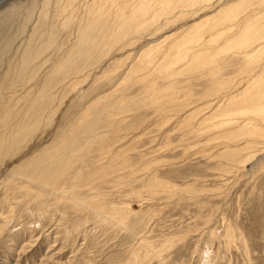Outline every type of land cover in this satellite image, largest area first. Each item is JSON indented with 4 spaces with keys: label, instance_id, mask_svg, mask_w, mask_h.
<instances>
[{
    "label": "rangeland",
    "instance_id": "obj_1",
    "mask_svg": "<svg viewBox=\"0 0 264 264\" xmlns=\"http://www.w3.org/2000/svg\"><path fill=\"white\" fill-rule=\"evenodd\" d=\"M162 1L0 0V264H264V0Z\"/></svg>",
    "mask_w": 264,
    "mask_h": 264
},
{
    "label": "bare ground",
    "instance_id": "obj_2",
    "mask_svg": "<svg viewBox=\"0 0 264 264\" xmlns=\"http://www.w3.org/2000/svg\"><path fill=\"white\" fill-rule=\"evenodd\" d=\"M122 1V2H121ZM153 1L154 0H150V1H148V0H94V2H93V6H94V8H95V11L97 10L98 11V9H99V7H105L106 6V8L110 11V12H114V10H117L118 9V7H119V5H122L123 3H124V7H125V14H131L130 12H132V13H134V12H136V11H139V10H141V9H143L144 7H149V8H151V9H154V10H157L158 12H159V15H163L165 12H163V7L161 6V5H154L153 4ZM164 1V0H163ZM162 1V2H163ZM172 1V6H173V8L175 9V8H178V7H186V6H188L189 4H190V1L191 0H171ZM99 6V7H98ZM81 7V6H80ZM170 7V6H169ZM172 8V9H173ZM85 11H87L86 10V8H85ZM96 14V13H95ZM132 15V14H131ZM134 15V14H133ZM225 19V18H224ZM216 23H217V21H216ZM229 23V22H228ZM221 24V23H220ZM223 25V24H222ZM227 25V24H226ZM214 27V26H213ZM198 28V27H197ZM196 28V29H197ZM224 28V27H223ZM195 30V29H194ZM210 30V29H209ZM191 31V30H190ZM202 32V31H201ZM200 33V32H199ZM215 33V32H214ZM188 34H190V33H188ZM204 34H206V32L204 33ZM208 34V33H207ZM206 34V35H207ZM210 34V33H209ZM213 34V33H212ZM244 35V34H243ZM243 35H242V37H243ZM191 36V35H190ZM210 37V36H209ZM216 37V36H215ZM223 37H224V35H223ZM199 38V37H198ZM213 38V37H212ZM219 38V37H218ZM184 39V38H183ZM201 39V38H200ZM185 40H187V39H185ZM228 41H229V39H228ZM184 42V41H183ZM190 42V41H189ZM192 42V41H191ZM208 42H210V41H208ZM230 42V41H229ZM177 43V42H176ZM175 43V44H176ZM179 43V42H178ZM177 43V44H178ZM201 44V43H200ZM208 44V43H207ZM179 45V44H178ZM183 45V44H182ZM212 45V44H211ZM171 46V45H170ZM177 47V46H176ZM183 47V46H182ZM190 47H192V46H190ZM204 47V46H203ZM193 48H194V46H193ZM207 48V47H206ZM167 49H168V47H167ZM182 49V48H181ZM192 49V48H191ZM202 49V48H201ZM207 49H210V48H207ZM180 50V49H179ZM162 51V50H161ZM169 51V50H168ZM181 51V50H180ZM193 51H196V50H193ZM175 53H177V50L176 51H174ZM190 52V51H189ZM162 53V52H161ZM192 53V52H191ZM170 54V53H169ZM144 55H146L145 54V52H144V54L142 55L143 57H144ZM162 55H163V53H162ZM198 55V54H197ZM190 56V55H189ZM196 56V55H195ZM153 58V57H152ZM156 58V57H155ZM164 58V57H163ZM157 59V58H156ZM159 59V58H158ZM189 59V58H188ZM197 59V58H196ZM140 60H142L141 59V57H140ZM165 60H166V63L168 62H171V61H175L176 60V58H175V56L173 55V56H171V57H167V58H165ZM195 60V59H194ZM160 62H161V60H160ZM189 62H192V61H189ZM195 62H197V61H195ZM147 63V62H146ZM145 63V64H146ZM190 64V63H189ZM141 66L143 67V63L141 64ZM140 66V64H138V68L139 67H141ZM146 66V65H145ZM163 66V65H162ZM144 68V67H143ZM142 68V69H143ZM136 69V68H135ZM140 69V68H139ZM238 103V102H237ZM231 105H233V104H231ZM244 108V107H243ZM252 110H254L255 112H257V113H260L262 116H263V118H264V105H262V106H259V107H254V109H252ZM243 111V110H242ZM256 113V114H257ZM254 114V113H253ZM263 118H262V120H263ZM263 122H264V120H263ZM262 130H261V128H260V134L262 133L261 132ZM263 135V134H262Z\"/></svg>",
    "mask_w": 264,
    "mask_h": 264
}]
</instances>
